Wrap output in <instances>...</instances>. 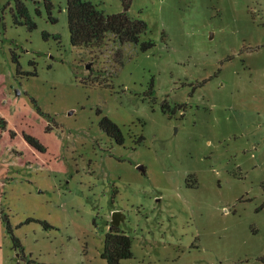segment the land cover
Listing matches in <instances>:
<instances>
[{"label": "rangeland", "instance_id": "rangeland-1", "mask_svg": "<svg viewBox=\"0 0 264 264\" xmlns=\"http://www.w3.org/2000/svg\"><path fill=\"white\" fill-rule=\"evenodd\" d=\"M83 1L0 0V264H264V0Z\"/></svg>", "mask_w": 264, "mask_h": 264}, {"label": "trees", "instance_id": "trees-1", "mask_svg": "<svg viewBox=\"0 0 264 264\" xmlns=\"http://www.w3.org/2000/svg\"><path fill=\"white\" fill-rule=\"evenodd\" d=\"M120 1L123 9L122 12L117 15L107 16L105 25L108 27L109 31H113V33L116 32L118 34L121 23H127V29L130 33L129 37L134 35L133 37L137 40L139 38L140 32L142 33L141 26H144V24L142 21L130 22V19H127V11L129 10L132 0ZM66 7L73 31V26L78 20V17H80L82 23V19H84V22L90 26L92 24V18L94 19L96 16V7L89 2H84L83 0H66ZM85 31H88L86 27ZM151 47V43L142 44L140 45L139 50L144 52ZM113 60L116 64L122 63L121 55L115 54ZM98 125L100 130L116 144H123L124 138L121 129L109 118L102 117ZM25 140L30 146L39 149L38 144L32 138L25 137ZM131 257V240L129 237L118 231V228L110 227L108 233L104 237L101 259H103L106 264H119L120 261L130 259Z\"/></svg>", "mask_w": 264, "mask_h": 264}, {"label": "water", "instance_id": "water-1", "mask_svg": "<svg viewBox=\"0 0 264 264\" xmlns=\"http://www.w3.org/2000/svg\"><path fill=\"white\" fill-rule=\"evenodd\" d=\"M87 69H89V65L86 66ZM138 170L140 171H144L143 167L139 166ZM124 219V217L122 216V214L120 212H114L112 214V218H111V227H117L120 222H122Z\"/></svg>", "mask_w": 264, "mask_h": 264}, {"label": "built area", "instance_id": "built-area-1", "mask_svg": "<svg viewBox=\"0 0 264 264\" xmlns=\"http://www.w3.org/2000/svg\"><path fill=\"white\" fill-rule=\"evenodd\" d=\"M135 21H136V22H139L140 20H139V19H135ZM109 32H111V31H109ZM115 34H117V33L115 32Z\"/></svg>", "mask_w": 264, "mask_h": 264}]
</instances>
